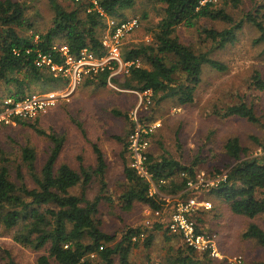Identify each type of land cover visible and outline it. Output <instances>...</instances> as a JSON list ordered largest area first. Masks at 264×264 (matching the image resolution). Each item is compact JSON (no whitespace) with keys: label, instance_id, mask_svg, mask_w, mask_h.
<instances>
[{"label":"trees","instance_id":"obj_1","mask_svg":"<svg viewBox=\"0 0 264 264\" xmlns=\"http://www.w3.org/2000/svg\"><path fill=\"white\" fill-rule=\"evenodd\" d=\"M139 1L161 5L160 20L148 28L151 42L127 47L122 55L123 62L134 64L127 73L112 77L111 82L122 90L151 91L152 105L160 106L168 101H173L176 107L193 104L204 68L208 66L218 73L227 70L224 64L212 58V52L235 44L237 33L245 25L259 32L256 42L264 43V0H252L253 8L238 20L227 8L237 9L243 0H81L72 10L65 9L57 0H49L53 11L52 24L46 31L33 35L26 33L34 29V24L26 18L25 5L15 0H0V86L3 83L7 87V97L23 99L25 88L30 89L31 84L50 89L57 87L51 82L62 79L54 78L50 72L36 65L38 55L49 56L58 65L63 63L64 58L54 49L55 46L66 45L75 58H79L84 50L102 57L105 54L102 38L107 30L105 20L110 18L115 21L114 31L123 22L135 19L129 18L128 13ZM203 21L219 22L227 27L218 30L202 24ZM180 28H197L199 37L204 42L210 41L211 50L198 51L193 43L182 41L177 35ZM110 74L108 68L97 74L91 73L94 77L91 79L88 76L85 83L105 88ZM250 87L264 91L260 73H253ZM46 112L35 119L15 118L14 124L0 125V129L16 127V123L28 126L37 135L46 137L50 146L41 168L30 143L18 145L13 158L0 146V231L3 236L36 253V264H130L133 250L140 247L148 250L156 233L161 231L166 242L178 244L168 246L172 263L202 264V259L211 263L214 261L209 252H198L187 246L181 235L171 234L164 227L163 220L149 223L145 230L142 225L128 226L120 237L105 231L103 223L97 218L101 201L109 200L105 194L108 187L105 154L97 144H92L95 166H81L80 170H76L67 163H60L67 136L47 133L38 127L37 120ZM144 112L141 110L138 114L141 124L149 123L144 121ZM113 113L118 117L122 115L118 111ZM223 117L260 123L254 107L245 101L227 107ZM75 125L84 131L81 124ZM134 127L135 123L131 120L127 136L124 139L117 137L123 145L124 164L120 207L125 211L139 205L153 213L162 211L166 201L158 195H151V183L139 177L130 166L128 137ZM158 132L146 136L149 145L145 151V166L152 182L161 190L171 194L187 190L182 198L188 199L195 193L200 194L188 187L189 183L196 181L199 173L205 172L210 179L225 174V180L216 187L207 188V191L205 187L201 188L207 195L201 198L213 204L211 212H214L215 201L221 200L235 216L250 220L264 216V161L252 157L251 149L243 147L238 138H229L224 143L222 153L228 162L220 168L214 163L205 166L206 160L198 156L188 160L180 150L170 152L163 148L162 153H157L151 148V142ZM255 143L260 145L256 139ZM226 167L230 169L223 173L221 170ZM95 179L99 180L100 195L91 201L87 190ZM209 213L197 210L194 214L197 229L199 233L217 237V230H204L207 227L204 226L207 223L204 217ZM141 235L144 237L141 238ZM242 237L256 240L264 247V231L257 225H251ZM0 264L24 263L6 252ZM147 264H151L150 260Z\"/></svg>","mask_w":264,"mask_h":264},{"label":"rangeland","instance_id":"obj_2","mask_svg":"<svg viewBox=\"0 0 264 264\" xmlns=\"http://www.w3.org/2000/svg\"><path fill=\"white\" fill-rule=\"evenodd\" d=\"M15 1L25 5L26 18L34 24V29L27 31V35L44 32L51 26L53 11L49 0ZM57 1L67 10H72L81 3V1L75 2L74 0ZM161 8V5L139 1L134 9L128 13L129 18H135L140 22V26L122 40L121 56L129 45L148 44L152 41V35L148 32V28L155 26L160 20ZM252 8V0H243L237 9L229 7L227 9L234 19L238 20ZM105 24L107 30L102 39L108 36L116 25L115 21L110 18L105 20ZM202 24L218 30L227 27L219 22L203 21ZM177 35L182 41L193 43L198 51L211 50L210 41L204 42L203 38L199 37L197 28L189 30L180 28ZM258 36L259 32L254 27L245 25L237 33L235 44H228L223 49L212 52V58L224 64L227 70L218 73L206 66L202 81L196 90L193 104L176 107L173 101H168L160 106L150 104L141 108L145 110L143 113L145 122H161V128L155 130V132H159L151 142V148L154 151L160 154L163 148L170 152L180 150L179 152L185 155L188 160H193L198 156L206 160L204 161L205 166H211L214 163L215 166L221 168L228 162L222 153L223 145L229 138L236 137L243 147L251 149L250 153L254 157L258 149L264 144V91L250 87L251 76L254 72L260 73L264 80V43L256 42ZM139 65L143 66L142 63ZM88 76L91 79L94 77L91 74L84 75L69 97L62 95L68 89L67 78H60L62 79L60 82L58 80L51 82V85L57 86L55 89L40 84H31L30 89L25 88V97L48 92H56L62 95L59 97L56 106L48 109L36 122L38 127L47 133L65 134L67 136L59 158L60 163H67L73 169L80 170L81 166L96 165L92 144H97L104 152L107 161L106 180L108 184L105 194L109 200L101 201L97 218L103 223L105 231L120 237L128 226H137L136 224L142 223L143 220H149V223L152 224L157 220L156 217L152 218V215H149L147 207L142 208L136 205L131 210L123 211L119 201V195L123 189L124 164L122 158L123 145L117 140V137L124 139L127 136L132 113L140 98L136 94L138 91L122 90L114 84L117 89L109 85L105 88L87 85L85 80L88 79ZM7 94V87L2 83L0 102L7 98ZM140 94L144 96L143 93ZM153 101L152 98V103ZM241 101H245L254 107L257 116L260 118V123L251 124L243 119L223 117L227 107ZM113 111H118L122 115L118 117ZM76 123L81 124L84 131L78 129ZM15 126L10 129H0V146L13 158L16 152L15 148L17 149L18 145L30 143L35 149L38 166L41 168L48 156L49 140L37 135L28 126H19L18 123ZM255 139L260 142V145H256ZM261 161L264 160L261 159ZM12 166L15 170L16 164L14 163ZM229 169L230 167H226L221 171L226 173ZM209 180L212 179L207 178L205 172H201L194 182L201 184ZM154 187L158 191V196L161 193L165 197H169V201L183 199L182 196L187 192L184 190L177 194H171L166 190H161L158 185ZM201 188L202 186L196 190L200 194L195 193L190 198L198 197V201L211 203L207 199L201 198L206 193L204 190L207 191V188H211V186H205L206 189L204 190ZM168 189L170 190L171 186ZM76 192L78 193V190ZM99 192V180L95 179L92 186L87 190L88 199L94 200L100 195ZM164 199L162 198V200ZM201 210L206 211V213L210 212L204 217L207 222L204 225L207 226L204 230H211L212 232L217 230L216 244L223 256L222 260L215 258L217 260L214 259L212 263L202 259V264H229V260L237 256H241L246 264H264V247L256 240L242 237L243 232L247 231L251 225H257L264 231V216L253 220L235 216L227 210L221 200L215 201L213 213L211 212L213 204L212 209ZM142 227L145 230L146 225H142ZM163 234L157 233L158 237L154 243V250H150L151 252L142 248L135 249L130 258V264H146V260L149 258H151L150 261L155 260L153 264H157L156 261L159 264H174L171 262L168 246L178 244L177 242H166L163 239ZM6 252L24 264H36V253L14 243L10 237L3 236L0 231V262Z\"/></svg>","mask_w":264,"mask_h":264},{"label":"built area","instance_id":"obj_3","mask_svg":"<svg viewBox=\"0 0 264 264\" xmlns=\"http://www.w3.org/2000/svg\"><path fill=\"white\" fill-rule=\"evenodd\" d=\"M80 2L81 0H74ZM96 4L95 1H93ZM139 26L137 19H131L120 24L114 31H111L108 36L102 39V44L105 48V54L102 57H96L86 50L82 51L79 58H75L69 53L66 45L55 46L54 49L59 51L64 58L60 65L53 62V60L46 55H38L36 65L40 68L46 69L54 78H67L68 89L62 94L63 97H69L77 87L84 75L91 73L97 74L103 72L106 68L111 70V74L107 79V85L117 89L111 82V78L119 73L128 72V69L133 62H123L120 46L122 40L133 33ZM115 64V65H114ZM141 93V92H140ZM136 92L140 100L132 113V120L135 123L133 132L128 138V152L131 157L130 166L136 171V174L146 179L151 183L150 194L157 195L158 191L155 189V183L152 182V176L145 166V151L149 145L146 136L161 128V122H152L149 124H141L138 119L139 110L143 106H148L152 103V92L145 91L140 94ZM60 93L48 92L45 94H36L24 97L23 99L15 100L13 97H7L0 102V125L14 124L15 118L35 119L40 113L46 112L49 108L56 105ZM144 98V99H143ZM145 107V109H146ZM142 110V109H141ZM254 158L264 160V144L255 153ZM226 175L223 174L215 179L205 181L201 184L191 182L189 189L198 190L201 186L216 187L221 181H224ZM165 182H161L164 184ZM159 195V194H158ZM166 200L165 208L162 211L154 212L157 220H163L164 227L171 234H178L182 236L184 243L198 252H209L213 258L223 259L219 252L216 237L205 233H199L197 229V222L194 219V214L197 210L212 209V204L209 202L198 201L197 197H189L188 199H180L175 201ZM166 216L165 219H163ZM144 235H141V238ZM136 240V239H134ZM229 264H246L241 256L234 257L229 260Z\"/></svg>","mask_w":264,"mask_h":264},{"label":"crops","instance_id":"obj_4","mask_svg":"<svg viewBox=\"0 0 264 264\" xmlns=\"http://www.w3.org/2000/svg\"><path fill=\"white\" fill-rule=\"evenodd\" d=\"M159 198H165L164 200H168V198L169 197H165V195H162L161 193H160V196H158ZM170 199V198H169ZM147 212L149 213V215H152L151 217L153 218V217H155V215H154V213L149 209V208H147ZM151 213H153V214H151ZM156 219V218H155ZM147 221V220H146ZM146 221H144L143 220V222L142 223H140V224H136L137 226L138 225H147L148 223H149V220L146 222ZM134 227H135V225H134ZM159 233H163L162 231L161 232H159ZM157 237H158V235H157V233H156V236H155V239H154V242H153V244L151 245V247L148 249V251H152V250H154V243L156 242V239H157ZM141 248V247H140ZM137 249V248H136ZM143 249V248H142ZM135 250V249H134ZM133 250V251H134ZM150 251V252H151ZM133 253V252H132ZM151 258H149L148 260H146V264H147V262L150 260ZM155 260L153 259L152 261H150V263L151 264H153V262H154ZM130 262V261H129ZM156 263L157 264H159L157 261H156ZM115 264H117V263H115Z\"/></svg>","mask_w":264,"mask_h":264}]
</instances>
